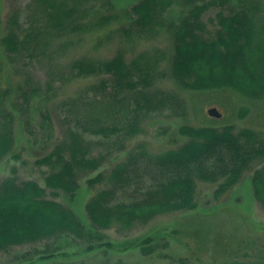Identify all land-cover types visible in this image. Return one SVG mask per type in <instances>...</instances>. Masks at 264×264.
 <instances>
[{
  "label": "trees",
  "instance_id": "1",
  "mask_svg": "<svg viewBox=\"0 0 264 264\" xmlns=\"http://www.w3.org/2000/svg\"><path fill=\"white\" fill-rule=\"evenodd\" d=\"M232 1L139 0L126 12L129 18L120 30L128 39L139 42L157 37L167 28L172 37L170 55L159 50L128 57L127 46H123L108 59L81 55L71 60L68 79L102 76L85 87L86 94L101 97L90 110L94 105L106 117L109 106L106 108L103 99H108V104L117 102L123 106L116 109L122 112L120 120L124 122L119 127L121 121L100 124L98 119V127L90 128L85 121H76L67 127L65 138L36 161L50 167L43 184L34 179L21 180L15 168L0 182V253L62 236L84 238L88 230V234L113 227L128 230L164 214L196 210L199 181L217 185L214 194L221 197L237 186L247 171L253 174L254 198L264 209V130L237 128L234 124H184L178 129L185 137L178 147L156 152L139 143L126 160L88 179L90 187L100 186L84 207L90 229L70 204L60 200L65 195L72 201L80 188L77 177L103 165L102 156L88 155L92 145L89 136L110 137L123 131L132 137L140 132V117L171 108L173 96L163 95L157 87L167 74L185 90L232 89L250 99L264 97V4L262 0H237L235 6ZM89 2L38 0L45 13L40 19L44 30L33 22L27 25L22 13H14L0 38L1 47L12 59L24 52L34 56L39 37L52 28L55 49L64 55L72 33L103 27L116 18L99 13ZM174 3L182 5L183 12L168 21L166 15ZM212 7L220 11L208 24L204 15ZM90 13L96 16L86 20ZM128 39L123 41L131 42ZM162 62L169 66L166 71L161 68ZM18 90L11 109L0 106V163L8 156L19 158L15 153L16 118L22 116L28 126L31 123L28 115L38 88L19 85ZM8 92L7 87L2 95ZM246 113L241 109L239 117ZM41 116L44 122L50 120L47 112ZM149 242L152 240H142L141 250L150 252ZM179 261L185 264L186 259L180 257Z\"/></svg>",
  "mask_w": 264,
  "mask_h": 264
},
{
  "label": "rangeland",
  "instance_id": "2",
  "mask_svg": "<svg viewBox=\"0 0 264 264\" xmlns=\"http://www.w3.org/2000/svg\"><path fill=\"white\" fill-rule=\"evenodd\" d=\"M138 1L90 0L88 4L99 13L116 18L103 27L72 33L73 38L64 55L55 49L57 41L53 35L56 33H51L52 28L39 37L34 56L28 57L24 52L12 59L0 44V106L11 109L12 99L16 101L20 93L19 85L38 88L28 115L30 125L22 116L15 120V153L19 158L8 156L0 163V182L12 175L15 168L21 180L34 179L43 184L50 167L37 165L36 161L49 154L65 138L70 124L80 120L90 128H97L98 119L100 124L106 120L107 124L121 121L122 112H117L116 108L123 106L117 102L108 104V99H103L106 108L109 106L106 117L100 114V108H94V105L91 110L89 108L101 97L95 99L86 94L85 87L98 82L102 76L68 79L67 69L76 57L87 55L108 59L123 46H127L128 57L141 51L152 53L159 50L170 55L172 37L167 28L161 29L159 36L139 42L128 39L120 30L129 18L126 12ZM236 4L237 0H233L232 5ZM182 10V5L174 3L166 18L168 21L177 19ZM219 11L220 8L212 7L204 15V20L209 24V19L215 18ZM17 12L22 13V21L27 25L33 22L38 29L44 30L40 19L45 13L38 0H0V38L6 34L11 15ZM86 16L89 20L96 14ZM124 39L131 42L125 43ZM167 67V62H162V70L166 71ZM7 87L9 92L2 95ZM157 87L164 92L163 95L173 96L174 101L172 99L171 108L163 112L140 117L137 135L128 137L119 131L110 137L103 134L89 136L92 145L88 155L92 158L102 156L103 165L77 177L80 188L72 201L65 195L60 198L73 207L88 229L90 222L85 203L100 188L90 187L88 179L126 160L139 143H145L147 148L156 152L176 148L185 138L178 132L184 124L196 127L234 124L237 128L264 130V97L250 99L232 89L185 90L179 88L168 74L157 82ZM213 107L222 114L221 117L209 114ZM243 108L247 113L240 118L239 112ZM46 112L50 115L48 122H44L41 116ZM88 118L90 123H87ZM252 175V171L245 172L242 181L221 197L214 194L217 185L199 181L196 210L164 214L128 230L113 227L97 230V234H88L91 231L88 230L84 238L70 235L14 246L0 253V264H181L180 257L186 259L185 264H264V209L254 198ZM148 239L152 240L149 242L151 251L144 252L140 244ZM90 246L94 248L89 250Z\"/></svg>",
  "mask_w": 264,
  "mask_h": 264
},
{
  "label": "water",
  "instance_id": "3",
  "mask_svg": "<svg viewBox=\"0 0 264 264\" xmlns=\"http://www.w3.org/2000/svg\"><path fill=\"white\" fill-rule=\"evenodd\" d=\"M209 114L211 116H216V117H221L222 116V114L216 108L209 109Z\"/></svg>",
  "mask_w": 264,
  "mask_h": 264
}]
</instances>
